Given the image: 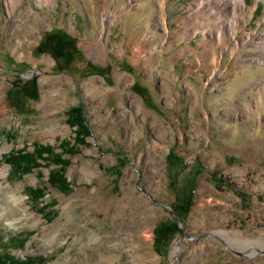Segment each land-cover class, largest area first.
Here are the masks:
<instances>
[{
    "label": "rangeland",
    "instance_id": "1",
    "mask_svg": "<svg viewBox=\"0 0 264 264\" xmlns=\"http://www.w3.org/2000/svg\"><path fill=\"white\" fill-rule=\"evenodd\" d=\"M236 1L0 0V264H264V0Z\"/></svg>",
    "mask_w": 264,
    "mask_h": 264
},
{
    "label": "trees",
    "instance_id": "2",
    "mask_svg": "<svg viewBox=\"0 0 264 264\" xmlns=\"http://www.w3.org/2000/svg\"><path fill=\"white\" fill-rule=\"evenodd\" d=\"M68 120H69L68 122L71 125L75 126L74 142L82 141L83 137L85 135H87L90 132V130H89L87 124L83 120V113H82L81 106H75L72 108ZM34 150L36 153L35 152H25V151H23V149H20V150H17L15 153L8 154L5 157V159L8 160V162H10L15 167L30 169L33 165L38 164V162L36 161V157L39 156V157L44 159L45 158V155L43 156L44 152L45 153H51V147L50 146H38ZM166 160H167L168 164L171 165L172 169L175 172H178V170H179V166H178L179 162L178 161H180L181 159L178 158L176 155H174L172 153V151H170L167 154ZM49 179L51 182L57 183L60 186L66 185L65 178L62 177V175L59 171L52 172L50 174ZM193 182H194V176L190 179V184H192ZM34 193L37 196H40L41 190L35 189ZM179 193L182 194V196L184 198H187L189 192L184 190L182 192L179 191ZM170 227H172V225H170ZM155 233L156 234L159 233L157 228L155 229ZM6 260H9V259L6 258L5 256L0 257V263H1V261H6ZM27 261L31 262L32 260H31V258H26V260H21L19 262H21V264H24Z\"/></svg>",
    "mask_w": 264,
    "mask_h": 264
},
{
    "label": "bare ground",
    "instance_id": "3",
    "mask_svg": "<svg viewBox=\"0 0 264 264\" xmlns=\"http://www.w3.org/2000/svg\"><path fill=\"white\" fill-rule=\"evenodd\" d=\"M244 3V0H237L236 4L233 6V11H235L238 7L242 6V4ZM221 32H219L220 34Z\"/></svg>",
    "mask_w": 264,
    "mask_h": 264
}]
</instances>
